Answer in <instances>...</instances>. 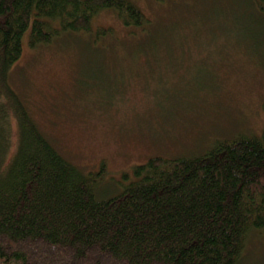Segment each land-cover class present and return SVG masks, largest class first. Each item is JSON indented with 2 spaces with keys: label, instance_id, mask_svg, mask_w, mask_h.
<instances>
[{
  "label": "trees",
  "instance_id": "16d2710c",
  "mask_svg": "<svg viewBox=\"0 0 264 264\" xmlns=\"http://www.w3.org/2000/svg\"><path fill=\"white\" fill-rule=\"evenodd\" d=\"M106 13L148 23L133 0H0V264H238L249 234L264 235V131L153 156L98 197L103 169L80 170L14 90L26 30L30 46L90 32L96 42Z\"/></svg>",
  "mask_w": 264,
  "mask_h": 264
},
{
  "label": "rangeland",
  "instance_id": "374dc122",
  "mask_svg": "<svg viewBox=\"0 0 264 264\" xmlns=\"http://www.w3.org/2000/svg\"><path fill=\"white\" fill-rule=\"evenodd\" d=\"M133 1L148 23L99 15L96 42L90 32L30 46L26 30L10 75L47 137L83 172L103 169L98 197L153 156L264 131V10L254 0ZM238 264H264V235L249 234Z\"/></svg>",
  "mask_w": 264,
  "mask_h": 264
}]
</instances>
